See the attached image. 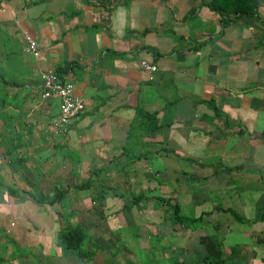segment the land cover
Listing matches in <instances>:
<instances>
[{"label": "crops", "instance_id": "1", "mask_svg": "<svg viewBox=\"0 0 264 264\" xmlns=\"http://www.w3.org/2000/svg\"><path fill=\"white\" fill-rule=\"evenodd\" d=\"M210 1L0 0V264L56 260L65 224L94 264H136L159 242L153 264H264V0L254 15ZM46 69L84 102L59 133ZM172 203L207 229L219 212L214 233L176 222ZM120 227L125 245L104 250Z\"/></svg>", "mask_w": 264, "mask_h": 264}, {"label": "rangeland", "instance_id": "2", "mask_svg": "<svg viewBox=\"0 0 264 264\" xmlns=\"http://www.w3.org/2000/svg\"><path fill=\"white\" fill-rule=\"evenodd\" d=\"M212 195L214 196V194H212ZM223 196H224L223 193L222 194L221 193H218L217 196H215L214 202L219 203L220 205H223L224 204L223 201H222V197ZM250 199H252V197H250ZM211 204L213 205V203H211ZM211 204L208 203V204H206V205H204V206H202L200 208H197L196 213L200 212L203 209H207L209 211L212 210ZM251 206L252 207L254 206L253 203L251 204ZM248 209H249V211H252L254 213L256 212L258 215L260 214V213H258L260 211L259 208L257 210H255V208H254V210H253L251 207H249ZM190 210H191V208L190 207H187V210L186 211L189 212ZM218 213L219 212H217V211H213L206 218H204V220H206V221L209 220L210 221V226H209L208 229L207 228H204V224H202L201 227H198V229L203 228L204 229L203 231H205V232L207 230L209 231V229H210V234H213L214 231H215V227L213 225L214 220H212L211 218H212V216H217ZM150 215H152V214H150ZM188 216H193V214L192 213H189ZM66 217L67 216L64 215L63 218L66 219ZM251 222H252V220H249V223H251ZM218 224L222 225L223 224V221L222 220L221 221H218ZM228 227L230 228V225L229 224H228ZM228 227H227V229L226 228L223 229L224 232L228 231ZM223 230H221V232ZM125 232L126 231H124V229L120 227V229H117L116 231H114V234L112 235V239L110 241H101V242H98V244L101 245V247L104 250H109V249H112L113 250L114 249V251H116L117 249H116L115 243H118L121 246V245H125V243L127 241V236H126ZM256 233H257V231L251 233V235L253 234V236H255ZM114 237H115V240H114ZM115 241H117V242H115ZM167 241H169V240H167ZM86 243L87 242H85L84 244H86ZM96 243H97V240L96 239H93L91 244L92 245H96ZM247 243L252 245V244H255L256 243V240L253 237L251 240H248ZM160 245H161V242H159L158 244L154 245L153 246L154 249H151L153 252H150V253L148 252L147 247H142L139 250V253L140 254L137 257L134 258V260L136 261V264H153L156 261L155 255L158 254V253H160V252L157 251V249H158V247H160ZM53 249H56L57 250V251H55V258H56V260L46 259L44 257H42L41 260H38V258H31V260L29 261L28 264H94L95 262H97L96 259H95L96 261L95 260H92V259H90V260L87 259V255H86L85 260L82 259L81 257L79 258L76 255V250L75 249L65 248L60 239L58 241V245L55 246V247H53ZM92 251H95V248ZM137 252L138 251L136 249V253ZM120 253H126V252H125V250H121ZM93 254L94 253H92V254H89L88 253V256L91 257V256H93ZM188 255L191 256V257H193V258L194 257H197L196 256V253L195 252H191V251L189 252ZM197 255H198V251H197ZM157 259L161 260V263L162 264H168V262H165L163 260V257L162 256H160ZM172 260H173V257H171V261ZM197 261H198L199 264H206L204 261H202L201 258H199V259L197 258ZM13 262L16 263L15 260ZM98 262H101V261H98ZM0 263H1V261H0ZM125 263L126 264H132V262H129V260H126ZM5 264H11V263H9L8 261H5Z\"/></svg>", "mask_w": 264, "mask_h": 264}, {"label": "built area", "instance_id": "3", "mask_svg": "<svg viewBox=\"0 0 264 264\" xmlns=\"http://www.w3.org/2000/svg\"><path fill=\"white\" fill-rule=\"evenodd\" d=\"M23 50L25 53L37 54V41L27 39ZM141 67L150 72L149 79L152 80L157 66L142 60ZM40 79L43 86L42 97H53L59 100L58 115L51 121L50 126L55 133L66 131L70 122L83 111L84 102L74 94L73 83L60 78L52 69L43 70L40 73Z\"/></svg>", "mask_w": 264, "mask_h": 264}, {"label": "trees", "instance_id": "4", "mask_svg": "<svg viewBox=\"0 0 264 264\" xmlns=\"http://www.w3.org/2000/svg\"><path fill=\"white\" fill-rule=\"evenodd\" d=\"M257 4H258V0H211L208 3V6L212 10L218 11V12H230V13L237 14V15L238 14L239 15H254L256 13ZM68 70H69V66L65 65L63 69H58L57 74L58 72L60 74H64ZM213 165L214 167H216V164H213ZM220 169H221L220 171H223L226 168L221 167ZM167 200L170 201L169 199H165V201ZM171 207L173 209V217L176 222H181L185 224L187 227L191 226V229H193L196 226L199 227L197 220L196 221L192 220L189 223V220H187L188 218L182 216L179 213V206L177 203H172ZM208 213H209L208 211L204 212V214H208ZM235 215L237 214L235 213ZM263 218H264V211H262L261 215L257 217V220L255 221H258ZM243 220L244 219L240 218V221H243ZM65 225L66 226H63L60 229V236H61L64 246L68 249L79 250L80 248H82L83 242L87 234L84 232L83 228H81L80 226H76V225L71 226L68 224H65ZM210 256L211 255L209 254L206 256V258H204L206 264H211L212 258L216 259L214 260V263H217V262L220 263V260H218L214 256H211L212 258Z\"/></svg>", "mask_w": 264, "mask_h": 264}]
</instances>
